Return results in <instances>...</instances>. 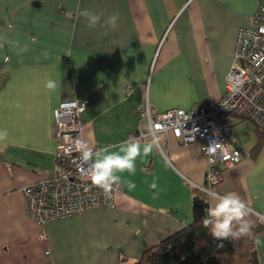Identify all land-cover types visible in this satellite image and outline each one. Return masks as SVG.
Wrapping results in <instances>:
<instances>
[{
    "label": "crops",
    "instance_id": "obj_1",
    "mask_svg": "<svg viewBox=\"0 0 264 264\" xmlns=\"http://www.w3.org/2000/svg\"><path fill=\"white\" fill-rule=\"evenodd\" d=\"M263 2L0 0V129L8 132L0 143V264H135L146 248L190 223L194 188L206 185L201 140L183 144L158 132L153 151L137 158L135 174H121L112 207L38 224L22 187L56 165L52 121L61 101L88 99L82 139L95 149L136 134V107L146 101L152 113L214 104L225 90L237 29L252 24ZM77 9L105 15L91 28ZM113 13L116 30L103 24ZM48 80L55 90L45 87ZM221 118L247 154L220 165L224 179L216 192L236 193L249 208L248 222L262 226L254 241L262 264L264 133L247 118Z\"/></svg>",
    "mask_w": 264,
    "mask_h": 264
},
{
    "label": "built area",
    "instance_id": "obj_2",
    "mask_svg": "<svg viewBox=\"0 0 264 264\" xmlns=\"http://www.w3.org/2000/svg\"><path fill=\"white\" fill-rule=\"evenodd\" d=\"M87 106L88 99L81 96L61 101L53 109L52 134L58 162L46 178L22 187L26 209L38 224L77 214L88 207H112L115 192L121 189V185H114L105 194L89 179L88 165L77 147V141H83L81 114ZM136 111L140 115L138 132L131 138L150 134V129L159 125L155 133H171L183 144L203 142L207 167L206 185L201 189L208 195L216 192L224 179L220 165L232 166L247 154L221 115L247 118L264 132V2L253 13L252 24L237 29L225 90L214 104L189 109L172 107L152 113L146 101ZM143 124L147 133L142 130Z\"/></svg>",
    "mask_w": 264,
    "mask_h": 264
},
{
    "label": "clouds",
    "instance_id": "obj_3",
    "mask_svg": "<svg viewBox=\"0 0 264 264\" xmlns=\"http://www.w3.org/2000/svg\"><path fill=\"white\" fill-rule=\"evenodd\" d=\"M77 15L85 18L91 28L101 24L103 12H93L88 9H77ZM119 15L113 13L103 20V24L113 30L118 28ZM2 40V38H0ZM3 47V42H0ZM27 45L20 48V53L26 52ZM7 57L5 62H7ZM45 87L49 90H55L56 82L48 80ZM159 125L150 129L152 139L147 143H141L138 138H130L121 141L112 146H102L94 149L85 141H77L78 150L81 153L82 160L88 165L89 179L94 186L102 189L105 194L112 191L113 186H119L121 183V174L127 172L134 175L136 172V161L141 155H149L158 143L159 137L155 132ZM8 132L6 129H0V143L7 141ZM116 149V150H112ZM129 190L135 188L131 181L126 182ZM151 187L155 188L153 183ZM212 204L205 209L206 215L202 219L204 227H210V234L214 241H217L216 248L225 247V241L241 239L247 236L252 225L246 219L249 215V208L236 193L229 192L219 194L215 191L209 193ZM257 244L259 240L256 241Z\"/></svg>",
    "mask_w": 264,
    "mask_h": 264
},
{
    "label": "trees",
    "instance_id": "obj_4",
    "mask_svg": "<svg viewBox=\"0 0 264 264\" xmlns=\"http://www.w3.org/2000/svg\"><path fill=\"white\" fill-rule=\"evenodd\" d=\"M55 158L57 164L56 155ZM194 189L192 221L146 248L135 264H259L254 241L263 231L262 226L252 227L241 239L225 241L222 249L216 248L210 227L202 224L209 207L208 194Z\"/></svg>",
    "mask_w": 264,
    "mask_h": 264
},
{
    "label": "rangeland",
    "instance_id": "obj_5",
    "mask_svg": "<svg viewBox=\"0 0 264 264\" xmlns=\"http://www.w3.org/2000/svg\"><path fill=\"white\" fill-rule=\"evenodd\" d=\"M244 121H247V124L249 123H251L249 120H243V121H241V122H244ZM237 125H241V123H239V124H237ZM237 125H235L234 127H237ZM158 133V132H157ZM157 133H155V135L157 134ZM161 133H164V132H161ZM165 134V133H164ZM165 135H167V136H171L172 134L171 133H169V134H165ZM145 136H151L152 137V135H150V134H146V135H142V136H140V137H145ZM173 136V135H172ZM54 137V136H53ZM255 245V248H256V243L254 244ZM256 250H257V248H256ZM258 255V254H257ZM258 260H259V264H261V261H260V258H258ZM262 264H264V258L262 259Z\"/></svg>",
    "mask_w": 264,
    "mask_h": 264
}]
</instances>
